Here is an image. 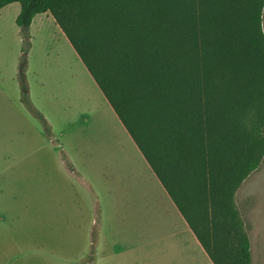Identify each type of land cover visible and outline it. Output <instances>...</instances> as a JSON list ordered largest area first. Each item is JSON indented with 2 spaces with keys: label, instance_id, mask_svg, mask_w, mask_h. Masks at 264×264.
Listing matches in <instances>:
<instances>
[{
  "label": "trees",
  "instance_id": "trees-1",
  "mask_svg": "<svg viewBox=\"0 0 264 264\" xmlns=\"http://www.w3.org/2000/svg\"><path fill=\"white\" fill-rule=\"evenodd\" d=\"M11 4L26 45L32 20L51 16L211 263L252 264L235 194L264 158V0H0V10ZM25 71L22 55L19 102L51 141Z\"/></svg>",
  "mask_w": 264,
  "mask_h": 264
},
{
  "label": "rangeland",
  "instance_id": "rangeland-1",
  "mask_svg": "<svg viewBox=\"0 0 264 264\" xmlns=\"http://www.w3.org/2000/svg\"><path fill=\"white\" fill-rule=\"evenodd\" d=\"M18 12L17 4L0 10V264H88L92 224L97 231L100 223L94 192L134 182L138 152L52 18L32 20L26 45L14 24ZM261 20L264 35V8ZM21 54L29 101L51 141L19 102ZM61 152L80 179L65 171ZM235 204L252 264H264V158Z\"/></svg>",
  "mask_w": 264,
  "mask_h": 264
},
{
  "label": "crops",
  "instance_id": "crops-1",
  "mask_svg": "<svg viewBox=\"0 0 264 264\" xmlns=\"http://www.w3.org/2000/svg\"><path fill=\"white\" fill-rule=\"evenodd\" d=\"M131 144L137 150L132 140ZM137 152L132 156L139 168L134 173V182L119 187L114 183L106 194L102 190L94 192L99 208L96 218L100 223L97 231V222L92 224L95 226L91 232V241L96 238L95 244H92L95 255L88 264H212L148 164Z\"/></svg>",
  "mask_w": 264,
  "mask_h": 264
}]
</instances>
